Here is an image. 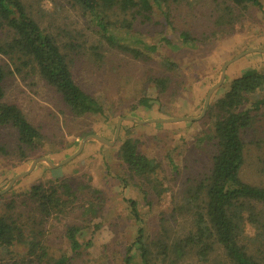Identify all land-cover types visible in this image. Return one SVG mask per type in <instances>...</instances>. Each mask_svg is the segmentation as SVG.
Wrapping results in <instances>:
<instances>
[{
    "label": "rangeland",
    "instance_id": "obj_1",
    "mask_svg": "<svg viewBox=\"0 0 264 264\" xmlns=\"http://www.w3.org/2000/svg\"><path fill=\"white\" fill-rule=\"evenodd\" d=\"M22 1L41 28L58 39L68 54L75 80L99 100L105 112L74 115L60 94L30 68L8 76L5 101L23 110L42 132L45 142L34 149L25 148L24 156L17 131L12 127L0 128V192L15 176L29 170L36 158L45 157L56 166L37 162L27 175L0 194V211L13 199L20 203L33 184L51 180L71 184L81 207L76 216L70 215L66 221L49 226L46 235L52 251L64 252L65 223L99 224L89 234L91 247L76 264H123L127 245L134 241L138 229L124 197L139 201L150 237L158 234L162 224L172 236L183 234L187 220L180 215L172 218V213L189 183L188 178L203 176L210 167L212 150L204 139L211 127L206 118L209 104L221 97L231 80L246 69L264 74V0L260 5L246 6L231 0H169L160 9L154 8L146 23L137 25L141 34L122 31L118 37L127 44L140 38L147 44L159 43L163 36L179 42L178 34L185 30L197 40L181 44L176 50L162 47L160 53L150 54L146 59L111 47L72 0ZM163 12L167 13L168 22ZM165 58L176 62L177 68H167ZM6 63L8 59L0 53V64ZM225 65L224 80L210 95L204 111L208 93L220 81ZM158 78L168 79L167 88H158L155 82ZM142 98H147L150 105L141 103ZM121 117L130 119L122 121L115 138ZM181 117L191 119L154 120ZM89 135L101 136L112 143L89 139L75 155ZM127 138L136 140L139 150L160 162L163 168L165 190L160 197L147 196L151 206L146 205L143 193L133 183L140 181L129 180L130 185L123 188L121 179L129 176L120 147ZM243 139L245 161L241 176L247 182L264 186V107ZM70 156L73 157L61 163ZM168 156L178 165L177 171L172 169ZM17 250L22 253L25 248L19 245ZM139 261L136 257L134 262ZM177 264L204 263L189 257Z\"/></svg>",
    "mask_w": 264,
    "mask_h": 264
},
{
    "label": "trees",
    "instance_id": "obj_2",
    "mask_svg": "<svg viewBox=\"0 0 264 264\" xmlns=\"http://www.w3.org/2000/svg\"><path fill=\"white\" fill-rule=\"evenodd\" d=\"M72 1L111 47L135 58L146 59L160 53L162 47L176 50L181 44L197 40L185 30L179 32V42L163 36L159 43L147 44L140 38L127 44L118 37L122 31L139 33L137 25L146 23L153 9H160L169 0ZM231 1L244 6L261 3ZM163 13L168 22L167 13ZM0 53L9 61L0 64V128L12 127L17 131L22 155H26L25 148L44 144L45 138L17 104L5 101V81L10 75L30 68L60 94L74 115L104 114L99 100L75 80L68 54L58 39L41 28L22 0H0ZM163 62L171 70L177 68L174 61L165 58ZM155 82L159 89L167 88V78ZM140 102L150 105L147 98ZM263 107L264 74L252 68L232 79L225 93L209 104L206 118L211 127L204 139L212 150L210 167L205 175L188 178L172 213V218L180 215L187 220L183 234L172 236L162 224L158 234L150 237L139 201L124 197L138 229L134 241L127 245L123 264H135L136 257L139 264H177L189 257L204 264H264V186L247 182L241 176L245 161L243 134L257 123ZM120 156L129 176L121 179L123 188L130 185L129 180L140 181L133 183L143 193L146 205L151 206L147 196L160 197L165 190L161 163L140 151L133 138L123 141ZM168 158L177 171L174 159ZM80 207L75 189L64 180L33 184L20 203L17 199L6 203L0 211V264H76L91 247L89 234L99 224L65 223L64 252L51 250L46 232L52 224L76 216ZM19 245L25 248L24 252L17 250Z\"/></svg>",
    "mask_w": 264,
    "mask_h": 264
},
{
    "label": "water",
    "instance_id": "obj_3",
    "mask_svg": "<svg viewBox=\"0 0 264 264\" xmlns=\"http://www.w3.org/2000/svg\"><path fill=\"white\" fill-rule=\"evenodd\" d=\"M251 51H254V50H248V52H251ZM228 63H229V62H227V64H228ZM225 71H226V65H225V66L223 67V69H222V76H221L220 81H219L216 85H214V86L210 89V91H209V93H208V96H207V99H206V104H205L204 111H205V109H206V106L208 105V101H209L210 95H211L212 92H213L217 87H219V86L221 85V83L223 82L224 77H225V73H226ZM131 118H132V117H131ZM124 119H130V118H129V117H127V118H122V117H121V118L118 120L117 127H116L115 138H116V137L118 136V134H119V131H120V128H121V123H122V121H123ZM185 119H191V118H190V117H181V118H177V119H154V120H159V121H176V120H185ZM137 120H138V119H137ZM138 121H139V122H143L142 120H138ZM89 139H97V140H100V141H102V142L112 143L111 141H108V140H106L105 138H103V137H101V136H98V135H89V136H87L85 139L82 140L81 145H80L78 151L75 153V155H77V154L82 150V148H83L85 142H86L87 140H89ZM72 157H73V156H70L69 158H66V159H65L64 161H62L61 163L67 162V161L70 160ZM39 161H46V162H48L51 166H56L51 160H49V159H47V158H45V157L36 158V159L33 160V162H32V164H31L29 170H27L26 172H24V173H22V174H19V175L15 176V177L10 181L9 185L7 186V188H6L4 191L8 190L18 178H20V177H22V176H24V175H27V174H28V173H29V172L35 167V165H36L37 162H39ZM4 191H3V192H4ZM3 192H0V194L3 193Z\"/></svg>",
    "mask_w": 264,
    "mask_h": 264
}]
</instances>
